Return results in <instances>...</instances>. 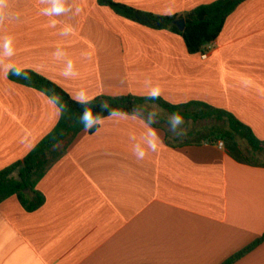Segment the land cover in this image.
<instances>
[{
	"label": "crops",
	"instance_id": "0c3cea01",
	"mask_svg": "<svg viewBox=\"0 0 264 264\" xmlns=\"http://www.w3.org/2000/svg\"><path fill=\"white\" fill-rule=\"evenodd\" d=\"M114 1L175 15L216 0ZM49 7L7 0L3 10L0 170L60 117L47 95L9 78L13 69L35 71L75 100L80 92L88 100L146 96L159 86L166 101L227 110L264 140V0L241 3L205 59L180 35L99 0H65L61 15L45 14ZM68 61L73 74L65 76ZM140 115L108 116L93 133L80 132L38 182L41 208L28 212L16 196L0 203V264H222L264 233V166L238 162L217 143L169 145L161 123L153 125L157 150L138 159L134 145L147 131ZM233 264H264V241Z\"/></svg>",
	"mask_w": 264,
	"mask_h": 264
},
{
	"label": "trees",
	"instance_id": "16d2710c",
	"mask_svg": "<svg viewBox=\"0 0 264 264\" xmlns=\"http://www.w3.org/2000/svg\"><path fill=\"white\" fill-rule=\"evenodd\" d=\"M244 1L246 0H216L175 15H159L114 0H99V3L109 6L117 14L143 26L157 30H169L180 35L185 41L188 52L197 54L202 53L208 44L217 39L229 15ZM178 19L185 21L183 30H180L175 24ZM22 71L26 73L27 79L14 74L13 70L9 72V78L43 92L52 101H58L55 104L59 110L61 107L63 108V111H60L57 124L42 140L21 160L0 170V203L11 196H16L26 211L33 212L45 203L44 195L37 189L38 182L51 166L65 155L68 147L77 135L84 131V128L79 121L82 106L77 100L45 76L32 70ZM89 101V109L100 113L102 118L109 116L100 107L102 102H107L112 108L128 114H132L135 107L148 108L147 104H154L168 114L181 113L185 121L208 122L210 124L203 127L206 130L205 133L196 130L195 134L199 137L196 140L188 139L179 142L177 138H173L166 131L167 143L173 146H188L223 141L225 150L236 161L264 166V162L261 163L258 160V157L264 154V140L259 139L249 126L227 110L200 101L173 104L162 97L149 101L146 96L132 94L99 95ZM160 120L165 121L162 118ZM154 126L159 125L155 124ZM98 127L99 125L89 132L93 133ZM263 241L264 233L222 264H233Z\"/></svg>",
	"mask_w": 264,
	"mask_h": 264
},
{
	"label": "clouds",
	"instance_id": "9594fccd",
	"mask_svg": "<svg viewBox=\"0 0 264 264\" xmlns=\"http://www.w3.org/2000/svg\"><path fill=\"white\" fill-rule=\"evenodd\" d=\"M50 7L45 9V14L47 15H61L65 11H67L65 7V0H49ZM7 5V0H0V21L4 18V8ZM77 12L80 9H76ZM55 22H53L54 24ZM70 28H65L64 34L70 32ZM3 51L6 55H11L13 52L12 49V40L11 38H5L2 43ZM62 53L58 52L57 56L59 57ZM72 62L68 61L67 69L64 72L65 76L72 75ZM14 74L18 76H23V78L27 79V75L21 69H13ZM150 83V82H149ZM161 96V89L159 86L149 87L146 99L149 101H154L159 99ZM54 103H58V101H53ZM78 103L82 106V111L79 116V121L83 125L85 131H90L93 128L97 127L102 120L100 113L93 112L89 109L88 104L90 101L86 98V94L84 92L78 93ZM100 107L108 113L109 116L112 117H125L128 113L119 111L117 109L112 108L107 102H102ZM60 111H63V108H60ZM140 113L139 119H141L144 123L147 131L142 137L141 143H136L134 145V154L138 159H143L147 151L155 152L158 148V141H160V136L157 130L153 127V125L158 124L159 122V113L155 110L145 108L143 106H138L133 108L132 114ZM146 114V115H145ZM167 129L171 132L175 137H183L186 134V130L183 125L185 124V119L183 115L179 112H172L168 115L166 119Z\"/></svg>",
	"mask_w": 264,
	"mask_h": 264
},
{
	"label": "rangeland",
	"instance_id": "374dc122",
	"mask_svg": "<svg viewBox=\"0 0 264 264\" xmlns=\"http://www.w3.org/2000/svg\"><path fill=\"white\" fill-rule=\"evenodd\" d=\"M149 109H152V110H155L157 113H159V117H160V119L162 118V119H164L165 121L164 122H162L160 119H159V122L158 123H161V124H163V125H165V127H167V124H166V119H167V117H168V113L166 112V111H164L163 109H161L160 107H158V106H156V105H154V104H147L146 105ZM208 125V124H210V123H208V122H204V121H202V122H198V123H194V122H192V121H190V120H187V121H185V124L183 125V127H184V129L186 130V134L183 136V137H175V138H177L178 139V141L179 142H182V141H185V140H196V139H198L199 137L197 136V134H195V132H196V130H200V131H202V132H206V130H204V126L205 125ZM204 132V133H205ZM171 135L174 137V135L171 133ZM258 160L261 162V163H263L264 162V154H262V155H260L259 157H258Z\"/></svg>",
	"mask_w": 264,
	"mask_h": 264
},
{
	"label": "built area",
	"instance_id": "2783aa9c",
	"mask_svg": "<svg viewBox=\"0 0 264 264\" xmlns=\"http://www.w3.org/2000/svg\"><path fill=\"white\" fill-rule=\"evenodd\" d=\"M211 48H212V43H210V44H208V45L206 46L205 50L201 53V57H202V59L207 58V56H208V52L211 50ZM217 146H218L219 148H224V143H223V141H218V142H217Z\"/></svg>",
	"mask_w": 264,
	"mask_h": 264
},
{
	"label": "water",
	"instance_id": "95a60500",
	"mask_svg": "<svg viewBox=\"0 0 264 264\" xmlns=\"http://www.w3.org/2000/svg\"><path fill=\"white\" fill-rule=\"evenodd\" d=\"M175 24L178 26L180 30H183L185 26V21L184 19H178L175 21Z\"/></svg>",
	"mask_w": 264,
	"mask_h": 264
}]
</instances>
